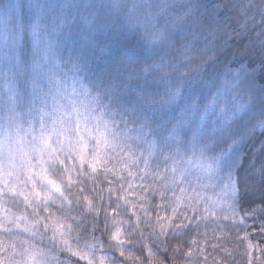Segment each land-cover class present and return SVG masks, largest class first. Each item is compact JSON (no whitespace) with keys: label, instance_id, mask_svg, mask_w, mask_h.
Returning <instances> with one entry per match:
<instances>
[{"label":"snow or ice","instance_id":"obj_1","mask_svg":"<svg viewBox=\"0 0 264 264\" xmlns=\"http://www.w3.org/2000/svg\"><path fill=\"white\" fill-rule=\"evenodd\" d=\"M257 127L264 0H0V264H264Z\"/></svg>","mask_w":264,"mask_h":264},{"label":"trees","instance_id":"obj_2","mask_svg":"<svg viewBox=\"0 0 264 264\" xmlns=\"http://www.w3.org/2000/svg\"><path fill=\"white\" fill-rule=\"evenodd\" d=\"M211 2V0H210ZM225 16L226 17H232V13L231 12H225ZM235 18L233 17L231 19L230 22V31H231V27H235ZM247 43V40L241 42L238 40H233L229 45L225 46L222 51L219 53L218 55V59H217V64L216 65H208L206 66V70L209 72H212L214 70L215 67H219L222 66L223 64H230L231 68L233 71H237L241 64L245 67L248 68L249 65L253 62V61H257L255 67L258 68L259 67V56L256 52L251 51L250 49L241 51V49L243 48V45ZM66 55V53H65ZM261 82V78L259 77V74H257V84L259 85V83ZM264 141V134L261 133V130L259 127H257L255 129V131L251 132L248 137L246 138V142H245V151L247 153L250 154H257L260 150L261 147V142ZM260 155H264V152H260ZM136 183H138V181H136ZM208 196H212L213 193L211 191L205 193ZM130 200H134L135 199V195H131L129 196ZM247 231L249 233L252 234L253 242L256 243L257 240L255 239L256 237L260 236L261 233L259 232V228L261 225L260 222V217L259 215H257L256 217L252 218V219H248L247 220ZM146 230V234H147ZM209 251H211V249H209ZM241 251H243L241 249ZM213 255H215V253H213ZM254 255L257 258H260V254L259 252H255L254 251ZM116 256L119 258V253H116ZM169 256H171V254H169ZM122 259V258H119ZM81 264H83V262H81ZM126 264H129V262H126ZM236 264H244V261L242 260H237Z\"/></svg>","mask_w":264,"mask_h":264}]
</instances>
